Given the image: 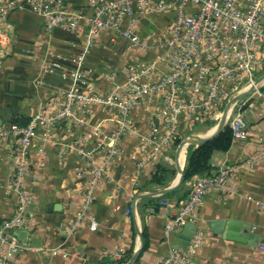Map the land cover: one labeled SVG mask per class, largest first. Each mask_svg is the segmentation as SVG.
<instances>
[{
  "label": "crops",
  "instance_id": "0c3cea01",
  "mask_svg": "<svg viewBox=\"0 0 264 264\" xmlns=\"http://www.w3.org/2000/svg\"><path fill=\"white\" fill-rule=\"evenodd\" d=\"M60 1L73 6L83 0ZM7 21L13 27L14 37L11 51L0 56V126L10 122L14 116L30 118L41 108L51 111L62 99L61 91L68 86L69 78L61 77L59 72H44L41 67L49 60V54L57 53L63 57L62 70L68 73L73 66L71 58L83 44L85 29L81 23L73 32L61 28L43 30L40 16L28 9L13 10ZM161 22L160 16L151 14L138 23L136 30L146 39L149 31ZM149 54L140 49L133 50L120 37L111 36L106 30L99 31L83 59L89 90L106 93L110 74ZM256 91L244 94L237 102L244 120L245 137H230L225 148L210 152L209 168L205 171L215 172L221 165L231 168L226 179L228 189L209 187L203 201L194 208V224L201 229V242L184 264H264V247L260 246L261 242L264 243V88ZM77 118L76 124H63L60 130H55L58 131L54 134L58 138L56 144L44 141L40 150L39 143L31 146L24 175V190L29 196L25 204L27 215L22 227L16 231L25 248L14 255L13 262L155 264L170 248H182L177 233L183 225L167 237L163 236V225L177 211L193 176L180 180L167 192L159 193L158 190L174 184L187 150L175 146L168 154L170 159L151 157L135 172L134 159L130 155L134 154L135 158L143 156L136 146L140 136L147 131V110L144 107L132 111L134 132H125L116 140L114 146L119 151L113 156L107 176L101 177L95 185L86 214L77 221L73 230L69 229L80 208L84 177L77 176L73 170L79 161L78 156L68 148L59 155V150L63 149L60 147L62 143L74 140L91 124H97L104 132L115 127L110 109L96 103ZM206 120V117H201L191 126L183 124L177 138L205 134L219 123L216 121L208 128ZM11 141L9 135L0 137V220L10 215L15 207V197L7 179ZM93 142L94 137L85 141L87 146ZM104 143L108 146L111 140L106 139ZM195 145L194 142L191 146ZM94 157L96 161L102 159L98 153ZM157 164L175 170L173 177L167 178L166 185L148 182ZM160 200L167 202L161 203ZM51 205L57 209L50 208ZM89 217L96 221L95 230L87 227ZM214 219L221 220L222 232L211 229L210 222ZM226 230H238L242 234L252 231L260 237L252 245L225 238ZM143 237L145 246L140 251ZM55 245L66 252L64 257L50 253L49 248ZM117 250L119 258L112 256Z\"/></svg>",
  "mask_w": 264,
  "mask_h": 264
},
{
  "label": "built area",
  "instance_id": "2783aa9c",
  "mask_svg": "<svg viewBox=\"0 0 264 264\" xmlns=\"http://www.w3.org/2000/svg\"><path fill=\"white\" fill-rule=\"evenodd\" d=\"M16 9L35 12L46 31L61 28L73 32L81 23L85 29L83 44L71 58L73 66L67 75L61 66L63 57L57 53L49 54V60L41 67L44 72H59L61 77L69 78L68 86L61 91L62 99L51 111L39 109L24 125L7 122L0 126V137L9 135L12 140L7 179L15 197L14 211L0 220V264H15L14 255L25 248L16 231L27 215L25 204L29 196L24 190V175L31 146L39 143L40 150L44 141L56 144L55 130L63 124H76L77 116L87 113L91 105L107 106L115 127L104 132L97 124H91L60 147L63 149L59 155L68 148L78 156L73 170L84 177L80 208L69 224L70 230L86 214L99 179L107 176L113 156L119 151L114 143L125 132H134L135 108L147 110V131L136 146L143 156L130 155L135 172L151 157L170 159L168 154L180 141L183 143L178 149L183 150L193 136L178 139L180 127L191 126L216 111H228L224 123L230 128L231 139L245 137L239 98L234 99V95L247 88L256 90L257 72L264 69V0H83L73 6L60 0H0V56L11 51L14 35L7 18ZM151 14L160 16L162 22L143 39L136 27ZM101 30L120 37L133 50L150 52L148 57L132 60L110 74V85L104 94L89 90L83 72L84 56ZM92 137L93 144L87 146L85 141ZM106 139L111 140L108 146ZM95 153L101 155L100 161H96ZM230 171L221 165L215 172L193 176L177 211L163 225V236L167 237L190 221L194 226L192 234L184 247L170 248L155 264H184L191 259L201 242V229L194 224V208L203 201L209 187L228 189ZM87 227L96 229L93 217L88 218ZM260 246L264 247V243ZM49 249L52 255H66L57 245ZM112 256L119 258L120 252L114 251Z\"/></svg>",
  "mask_w": 264,
  "mask_h": 264
},
{
  "label": "trees",
  "instance_id": "16d2710c",
  "mask_svg": "<svg viewBox=\"0 0 264 264\" xmlns=\"http://www.w3.org/2000/svg\"><path fill=\"white\" fill-rule=\"evenodd\" d=\"M29 117L26 116H14L10 119V122L16 125H24L28 122ZM230 141V128L227 124L223 125L219 131L212 137L201 141L195 146H189L185 155L184 164L181 169V181L194 176L198 173L204 172L209 168V155L212 149H223ZM167 166L157 164L155 171L149 178V183L152 185L162 186L166 185V180H160L163 172L168 171ZM168 178V177H167ZM145 246V240L143 237L142 244L139 248L141 251Z\"/></svg>",
  "mask_w": 264,
  "mask_h": 264
},
{
  "label": "water",
  "instance_id": "95a60500",
  "mask_svg": "<svg viewBox=\"0 0 264 264\" xmlns=\"http://www.w3.org/2000/svg\"><path fill=\"white\" fill-rule=\"evenodd\" d=\"M264 75H260L259 77H257L256 79V82L259 84L262 80ZM250 91H252V88H247V89H244V90H241L239 92H237L235 95H234V99H238L240 98L241 96H243L244 94L246 93H249ZM228 111L226 109H223L222 110V114H221V117L219 118V126L216 128L215 131L213 132H206L205 134H202V135H193L192 137V142H195L196 144L197 143H200L201 141H204L210 137H212L213 135H215L219 129L224 125V116L225 114L227 113ZM183 143V141H180L179 144H178V148L179 146ZM181 180V170L180 168H178V173H177V179L176 181L174 182V184L170 185V186H166V187H163V188H160L158 190L159 193H164V192H167L168 190H170L174 185H176L178 182H180ZM50 208H56L57 209V206H53L51 205ZM221 220L219 219H214V220H211V229L213 231H216V232H222V229L219 224L221 223L220 222ZM223 224V223H222ZM218 225V226H217ZM193 223L190 222V221H186L182 228L179 230V232L177 233V236H178V243L181 247H184L185 244L187 243V241L189 240L191 234H192V231H193ZM229 230V229H228ZM228 230H226V232L224 233V237L227 238V239H232V240H237V241H242V242H247L249 244H255L256 241L259 239L260 235L258 233H255V232H248L247 234H242L241 231H234V232H229ZM177 247V245H176ZM137 253V250H135L134 252V255H136ZM115 264H121V263H115Z\"/></svg>",
  "mask_w": 264,
  "mask_h": 264
},
{
  "label": "rangeland",
  "instance_id": "374dc122",
  "mask_svg": "<svg viewBox=\"0 0 264 264\" xmlns=\"http://www.w3.org/2000/svg\"><path fill=\"white\" fill-rule=\"evenodd\" d=\"M260 72V73H259ZM259 72H257L258 74H257V77H259L260 75H264V69L263 70H261V71H259ZM262 88H264V81H261L259 84H258V86H257V88H256V90H260V89H262ZM256 90H254L255 92H257ZM234 111V108H233V110L231 111V113ZM220 112H222V111H220ZM228 113V112H227ZM226 113V114H227ZM226 114H225V116H226ZM225 116H224V119H223V121L225 122ZM221 117V114L219 115V111H216L215 113H213V115L212 116H209V117H207V120H206V123H207V125H208V128H209V126H211V125H213L216 121H218L219 120V118ZM225 124V123H224ZM207 128V129H208ZM194 143V142H193ZM193 143L192 142H189L188 143V145L187 146H185V148H184V150L186 151L187 149H188V147L189 146H191V145H193ZM169 165H172V163L171 164H169ZM166 168H168V171H164L163 172V175L160 177V180H166L167 179V177H170V179L173 177V175H174V173H175V170H174V168L173 167H166Z\"/></svg>",
  "mask_w": 264,
  "mask_h": 264
},
{
  "label": "bare ground",
  "instance_id": "6f19581e",
  "mask_svg": "<svg viewBox=\"0 0 264 264\" xmlns=\"http://www.w3.org/2000/svg\"><path fill=\"white\" fill-rule=\"evenodd\" d=\"M261 81H264V76H263V78H262V80ZM219 113H222V112H219ZM219 126V123H218V125L216 126V128ZM216 128L215 129H213L212 131H209V132H213V131H215L216 130ZM181 149V148H180ZM176 179H177V176H176ZM175 179V180H176Z\"/></svg>",
  "mask_w": 264,
  "mask_h": 264
}]
</instances>
